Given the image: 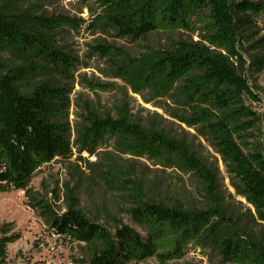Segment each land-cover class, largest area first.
Segmentation results:
<instances>
[{
  "label": "trees",
  "instance_id": "obj_1",
  "mask_svg": "<svg viewBox=\"0 0 264 264\" xmlns=\"http://www.w3.org/2000/svg\"><path fill=\"white\" fill-rule=\"evenodd\" d=\"M90 24L120 38L144 40L151 33L191 32L198 36L168 40L167 48L144 46L137 56L113 44L97 43L113 75L130 90L151 99H170L169 115L199 135L222 158L235 195L247 205L224 202L216 169L189 141L157 121L99 113L81 100L70 119L74 57L59 48L56 34L84 22L67 15L36 14L17 1L0 0V191L22 189L58 236L84 245L86 264H139L154 257L161 264L181 259L189 245L224 263L264 264V156L249 140L256 113L244 104L252 95L243 72L239 45L243 31L264 19V1L241 0H80ZM196 24H200L196 27ZM258 70L264 66L259 58ZM104 90L103 88H100ZM73 137V139H71ZM112 142L121 154L144 158L158 169L177 168L200 184L202 207L167 204L144 190L135 165L113 161L101 150ZM95 177L126 195V214L136 228L110 217L114 230L85 215L72 189L66 209L56 211L31 195L33 174L55 157L81 153ZM14 237H0V264Z\"/></svg>",
  "mask_w": 264,
  "mask_h": 264
},
{
  "label": "rangeland",
  "instance_id": "obj_2",
  "mask_svg": "<svg viewBox=\"0 0 264 264\" xmlns=\"http://www.w3.org/2000/svg\"><path fill=\"white\" fill-rule=\"evenodd\" d=\"M23 9L36 14L67 15L84 22L78 29L65 28L56 34V43L60 49L74 57L76 63L73 72L74 82L70 99V119H75L76 103L88 101L99 113H109L117 117L126 112L132 119L142 123L157 121L172 133L186 138L191 148L207 164L216 169L220 192L224 202L230 208L241 209L247 205L245 200L235 195L229 183L221 156L210 147L193 127L179 122L168 113L176 108L170 99H151L133 93L126 83L113 75L109 61L95 53L97 43L113 44L124 49L129 55L137 56L144 46L167 48L168 40L178 37L198 40L191 32L151 33L144 40L133 41L120 38L112 31L103 32L90 24V15L80 0H13ZM238 2L241 0H233ZM260 1V0H249ZM264 1V0H263ZM200 24H196L199 27ZM245 37L239 45L245 60V78L252 95L244 96V104L256 113V123L251 130L249 143L252 150L264 156V66L258 70L259 58L264 61V19L257 17L254 26L243 31ZM0 58L6 59L4 53ZM103 88L104 90H101ZM73 139V137L71 138ZM119 164L127 165L132 160L145 192L153 198L167 204L180 202L185 207H202L200 184L190 173L177 168L158 169L152 162L144 159H132L119 153L112 142L99 149ZM81 158L74 154L70 159L55 157L41 166L29 183L31 195L43 199L56 211L66 209V189H72L79 208L86 216L114 230L110 217L122 220L136 228L142 235L143 229L125 212L127 197L107 183L94 176L88 163L96 161L95 156L82 152ZM14 237L6 245V257L3 264H86L84 245L71 242L53 233L34 200L22 189L0 191V237ZM139 264H161L156 258H147ZM165 264H231L222 262L219 257L198 247L189 245L185 255L179 260Z\"/></svg>",
  "mask_w": 264,
  "mask_h": 264
}]
</instances>
